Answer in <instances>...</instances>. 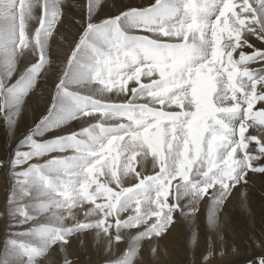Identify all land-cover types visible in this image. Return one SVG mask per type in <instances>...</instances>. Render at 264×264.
Here are the masks:
<instances>
[{
    "label": "snow or ice",
    "instance_id": "obj_1",
    "mask_svg": "<svg viewBox=\"0 0 264 264\" xmlns=\"http://www.w3.org/2000/svg\"><path fill=\"white\" fill-rule=\"evenodd\" d=\"M102 3L0 0L9 137L54 77L50 103L0 159V264H52L54 252L58 264H79L69 249L88 234L100 264H158L161 242L202 204L215 230L233 190L244 197L249 172L264 173V0H144L100 18ZM77 6L78 38L59 31L63 10ZM57 39L68 49L59 65ZM73 121L85 126L55 134ZM147 161L153 174H143ZM217 241L198 264L222 257L223 233Z\"/></svg>",
    "mask_w": 264,
    "mask_h": 264
},
{
    "label": "bare ground",
    "instance_id": "obj_2",
    "mask_svg": "<svg viewBox=\"0 0 264 264\" xmlns=\"http://www.w3.org/2000/svg\"><path fill=\"white\" fill-rule=\"evenodd\" d=\"M83 3L85 0H76L77 5ZM143 3L144 0H103L98 15L100 18H106L117 14V9L125 10L127 7L139 6ZM63 11V26L59 28V31L66 36L78 38V25L74 23L73 17L81 16V9L77 6L74 10L65 8ZM52 49L57 57V65H59L66 57L68 49L66 45L59 42V39L52 43ZM53 80L54 77L43 83V102L39 105L33 103L34 111L26 114V118L19 122L14 137H9L4 126L0 124V159H7L11 155L16 141L32 126V118H38L44 104L50 103ZM82 126H85L84 121H73L64 129L55 130V134L63 135L67 131H76ZM51 135V133L46 134V138H51ZM5 172V169H0V240L5 238V200L9 191V179ZM143 174H153L150 161L145 162ZM261 180L263 179L255 173L249 172L248 183L242 186L246 195L241 197V186L233 190V196L218 217V228L215 230L206 228L207 205L202 204L200 212L190 225L181 226L168 240L161 242L160 247L166 249L167 252L166 254L161 252L158 264H198L209 237H211L212 245L219 247L220 242L217 241V236L220 233H223L224 253L222 257H214L211 264H257V259L264 256V192L256 190L253 185L259 184ZM128 183L130 182H126L125 186ZM234 209H238L239 212L233 211ZM193 230L196 233L195 242H193ZM254 241H260L261 246L258 247ZM233 245L235 250H233ZM69 252L79 261V264H100L103 256L99 249L93 247V237L90 234L84 237L82 246L74 241ZM58 261V253H52V264H58ZM145 264H151L147 255H145Z\"/></svg>",
    "mask_w": 264,
    "mask_h": 264
},
{
    "label": "rangeland",
    "instance_id": "obj_3",
    "mask_svg": "<svg viewBox=\"0 0 264 264\" xmlns=\"http://www.w3.org/2000/svg\"><path fill=\"white\" fill-rule=\"evenodd\" d=\"M256 174V176H258V177H261L263 180H261L260 181V183L259 184H254L253 186H255L256 188V190H258V191H260V192H264V173H255ZM258 174V175H257ZM262 185V186H261ZM258 187V188H257ZM263 188V190H262V188ZM238 209H239V206H238ZM238 209H234L233 211H235V212H239V210Z\"/></svg>",
    "mask_w": 264,
    "mask_h": 264
}]
</instances>
